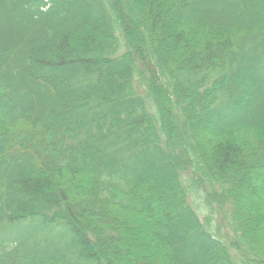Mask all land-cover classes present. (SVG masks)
<instances>
[{
    "label": "trees",
    "instance_id": "obj_1",
    "mask_svg": "<svg viewBox=\"0 0 264 264\" xmlns=\"http://www.w3.org/2000/svg\"><path fill=\"white\" fill-rule=\"evenodd\" d=\"M241 262L264 264V0H0V264Z\"/></svg>",
    "mask_w": 264,
    "mask_h": 264
},
{
    "label": "rangeland",
    "instance_id": "obj_2",
    "mask_svg": "<svg viewBox=\"0 0 264 264\" xmlns=\"http://www.w3.org/2000/svg\"><path fill=\"white\" fill-rule=\"evenodd\" d=\"M195 200H196L197 204H200V202L203 203L202 208L204 209V202H202L201 196L195 195ZM217 205H218V203H214V207ZM205 216H207V218H210L209 221L211 222L212 228L215 232H216V229L219 228L218 226L220 224V231H221L220 233L221 234H225L226 232H227V234H232V233H229L230 230H229L227 222L221 220L216 211L211 212V210H207ZM205 218H204V220H205ZM218 231H219V229H218ZM241 264H244V263L241 262ZM245 264H253V263H245Z\"/></svg>",
    "mask_w": 264,
    "mask_h": 264
}]
</instances>
